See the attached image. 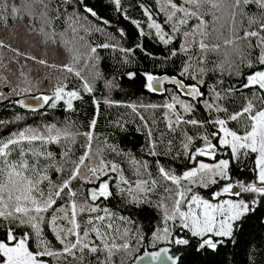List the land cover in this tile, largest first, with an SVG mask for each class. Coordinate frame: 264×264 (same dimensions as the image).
I'll use <instances>...</instances> for the list:
<instances>
[{"label":"snow or ice","instance_id":"obj_1","mask_svg":"<svg viewBox=\"0 0 264 264\" xmlns=\"http://www.w3.org/2000/svg\"><path fill=\"white\" fill-rule=\"evenodd\" d=\"M110 3L130 19L121 0ZM155 3V13L141 5L150 31L140 21L131 23L140 30L139 36L153 37L165 47L179 41L178 47H168L164 59H183L175 75L143 74L147 92L168 94L162 104L125 106L139 120L136 131L145 137L142 151L157 159L141 160L107 139L100 141L96 118L86 131L68 121L0 138V264H182L178 253L189 248L216 250L224 242L217 238L231 239L235 223L264 204V0ZM72 4L73 0H20L19 5L0 0V23L6 24L9 17L26 19L29 33L44 44H60L68 55L66 63L50 64L0 40V50L8 48L14 54L10 62L19 65L18 73H13L18 83L9 93L0 92V100L24 96L14 103L34 113L45 106L55 109L61 102L74 111V101L82 100V93L92 94L102 78L98 49L119 50L126 58L133 52L109 42L90 43L87 35L103 29L89 17L103 25L109 21L84 0H75L84 14L70 12ZM119 35H125L122 29ZM137 47L145 51L141 44ZM29 60L58 73L51 94L39 92L38 82L30 78ZM0 69L9 70L3 55ZM127 75L134 79L136 73ZM211 75L216 79L209 84ZM226 76L242 78L239 86L226 83ZM70 77L79 81L78 88L68 90ZM10 83L0 75V84ZM105 86L114 85L105 81ZM236 94L243 104L229 111L225 101ZM93 103L98 115L99 103L95 99ZM141 108L151 110V119ZM197 111L206 113L204 119L195 118ZM232 122L238 127H231ZM127 123L116 121L114 126L126 132ZM52 145L59 152L50 150ZM160 157L182 159L187 167L176 173ZM244 160L251 161L252 177L234 179L233 165ZM124 163L134 179L126 175ZM216 185L210 198L197 191ZM117 195L133 210L142 212L145 206L152 210L156 222L150 231L107 206Z\"/></svg>","mask_w":264,"mask_h":264},{"label":"trees","instance_id":"obj_2","mask_svg":"<svg viewBox=\"0 0 264 264\" xmlns=\"http://www.w3.org/2000/svg\"><path fill=\"white\" fill-rule=\"evenodd\" d=\"M9 2L19 5L20 0H9ZM121 2L130 19L124 18L125 13H117L110 0H84V3L92 7L102 19L109 21V25H103L101 22L89 17V21L93 25L98 24L103 29V32L93 31L86 38L93 44L109 42L125 49H133V52L126 58L125 54L119 50L114 51L111 48L98 49L101 57L99 69L102 78L96 81L95 91L92 94L82 93L83 99L74 101V111H67L61 102L55 109L45 106L34 113L16 106L14 101H17L22 96H9L0 100V138L7 139L12 133L28 127L40 128L44 124L56 123L60 125L68 121L73 122L80 131H86L88 123L93 118H96L95 132L100 141L107 139L108 143L118 145L121 149L132 153L141 160L155 161L157 159L156 157L146 156L145 152L142 151L145 147V137L136 131L139 120L134 118L131 109L125 105L162 104L168 94L161 95L147 92L143 87V74L151 72L154 75H175L183 57L165 60L164 57L169 54L168 47H178L179 41L165 47L153 37L139 36L140 30L131 23L133 19L140 21L145 31H150L146 27L147 17L144 16L141 5L147 6L155 13L158 7L155 0H121ZM74 9L84 14L82 6H77L75 0H73L72 5L68 6L70 12ZM156 18L159 22L163 19V16L161 14ZM27 23L26 19L13 20L9 17L6 24L0 23V40H3L5 44L11 45L12 48L19 49L21 52L36 56L38 59H46L50 64L59 65L66 63L68 55L65 48L60 44H44L35 33H29ZM121 29L125 33L123 37L119 35V30ZM60 30H63L62 25ZM104 33L112 36L113 39L109 41ZM81 35H84V33L81 32ZM137 44H141L145 51H141ZM0 55H3L4 63L8 65L9 69L7 71L0 69V75L7 77L11 82L8 86L0 84V92L7 94L10 92L11 87L18 83L16 75H13V73H18L19 65L10 62V58L14 54L8 48L0 50ZM125 59L129 62L125 63ZM20 62L24 63V60L21 58ZM27 64L31 69L30 78L39 84V92L51 94L52 87L57 82L55 77L58 73L55 70L45 69L30 60L27 61ZM244 71L245 73L248 72L247 69ZM129 72L136 73L134 79L128 78L127 74ZM215 79L216 76L211 75L207 82L211 84ZM240 79L242 78L225 77L226 83H234L237 86L240 84ZM105 81H111L114 86L111 88L106 87ZM67 83L68 90L79 86V81L71 77ZM168 87H171V85H168ZM33 94L38 93L34 92ZM94 99L99 103L98 115L97 106L93 103ZM105 101L110 103H105ZM242 104L243 99L240 94H236L228 101H225L229 111L238 110ZM140 111L151 119V110L145 111L141 108ZM205 115L206 113L203 111H197L195 118L204 119ZM18 116L21 119H17ZM155 116L159 120L160 113L156 112ZM134 120L135 122H133ZM116 121L122 123L128 121L126 124L127 131L117 130L114 126ZM160 127H163V125H160ZM231 127L237 128L238 126L235 122H232ZM195 131V129H191L190 134H194ZM174 148H179V139L175 141ZM50 150L59 152L56 145L50 146ZM76 150L77 152L80 151L78 145ZM221 156H226V153H221ZM109 158L111 159L112 157L109 156ZM116 159L119 160L120 158L117 157ZM159 159L163 165L173 168L176 173H181L187 167L186 162L182 159L172 160L170 157H160ZM122 166L126 169V175L134 179L128 164L124 163ZM251 167L250 160L234 164L232 168L234 179H250L252 173L248 170ZM237 169L241 170L237 171ZM151 170L155 172V165H153ZM218 188L219 185H216L209 189H197V191L205 198H210V193L218 190ZM106 204L114 212L130 216L137 224L142 225L146 232L150 231L156 222L151 209L145 206V210L142 212L133 210L125 206L118 195L112 198L110 202H106ZM45 231L48 238L54 240L51 233L47 229ZM217 239H223L224 242L218 244L216 250L207 249L197 252L189 248L178 253L182 257V264H264V204L258 205L254 211L249 212L235 223L231 239Z\"/></svg>","mask_w":264,"mask_h":264},{"label":"water","instance_id":"obj_3","mask_svg":"<svg viewBox=\"0 0 264 264\" xmlns=\"http://www.w3.org/2000/svg\"><path fill=\"white\" fill-rule=\"evenodd\" d=\"M163 75H168V74H161V75H158V76H163ZM169 76H171V75H169ZM20 99H26V97H24V96H22V97H20V98H18V100H20ZM27 99H28V102L29 103H36L35 101H32L31 99H30V97H27ZM17 100V101H18ZM16 104V106L17 107H19V108H21L17 103H15ZM22 109V108H21ZM43 109V108H42ZM24 110H28V109H24ZM39 110H41V109H39Z\"/></svg>","mask_w":264,"mask_h":264},{"label":"rangeland","instance_id":"obj_4","mask_svg":"<svg viewBox=\"0 0 264 264\" xmlns=\"http://www.w3.org/2000/svg\"><path fill=\"white\" fill-rule=\"evenodd\" d=\"M221 158H225V156H221Z\"/></svg>","mask_w":264,"mask_h":264}]
</instances>
